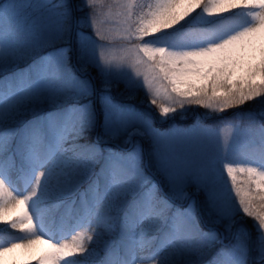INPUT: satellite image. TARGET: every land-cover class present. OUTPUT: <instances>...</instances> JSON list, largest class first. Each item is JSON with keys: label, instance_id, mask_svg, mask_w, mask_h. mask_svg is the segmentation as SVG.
I'll return each mask as SVG.
<instances>
[{"label": "snow or ice", "instance_id": "obj_1", "mask_svg": "<svg viewBox=\"0 0 264 264\" xmlns=\"http://www.w3.org/2000/svg\"><path fill=\"white\" fill-rule=\"evenodd\" d=\"M0 264H264V0H0Z\"/></svg>", "mask_w": 264, "mask_h": 264}]
</instances>
